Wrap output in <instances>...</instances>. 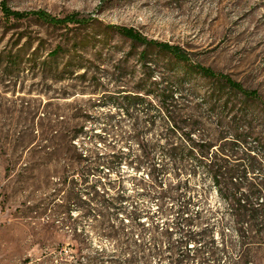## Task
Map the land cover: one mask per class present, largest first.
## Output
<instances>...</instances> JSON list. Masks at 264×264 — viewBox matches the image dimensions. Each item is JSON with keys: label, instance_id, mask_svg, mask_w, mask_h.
I'll list each match as a JSON object with an SVG mask.
<instances>
[{"label": "rangeland", "instance_id": "rangeland-1", "mask_svg": "<svg viewBox=\"0 0 264 264\" xmlns=\"http://www.w3.org/2000/svg\"><path fill=\"white\" fill-rule=\"evenodd\" d=\"M2 1L87 23L8 19ZM108 25L180 45L191 61L151 47L146 66V46ZM0 56V264H169L178 253L182 264H213L198 247L220 239L227 204L205 167L162 158L152 142L182 137L157 106L128 104H181L186 133L201 104H263L220 91L194 66L264 100V0H0ZM214 126L194 138L218 139ZM180 194L194 198L187 213Z\"/></svg>", "mask_w": 264, "mask_h": 264}, {"label": "trees", "instance_id": "trees-1", "mask_svg": "<svg viewBox=\"0 0 264 264\" xmlns=\"http://www.w3.org/2000/svg\"><path fill=\"white\" fill-rule=\"evenodd\" d=\"M2 9L8 19L19 20L36 16L56 26L87 23L79 14L54 17L42 10L30 13L12 10L5 1H2ZM108 27L133 42L146 46L141 52L142 62L146 66L148 48L151 47L169 53L182 62L191 61L186 50L180 45L149 39L134 27L120 25ZM55 52L57 55L59 48ZM194 67L205 78L216 81L220 85V91L229 89L236 94H242L249 101L263 104H201L204 112L195 114V119L189 124L192 126L189 133L178 125L177 110L181 104L128 105L146 106L147 110H150L149 106H157L162 118L182 137L181 144H177L172 138L163 139L162 136L152 142L158 147L162 158L171 161L185 160L188 163L197 162L199 166L205 167L219 198L227 204V211L218 219L222 229L220 239L212 235L209 240L200 242L202 244L198 249L202 253L199 256L201 263L256 264L257 252L264 251V124L261 130H257L256 122L259 117L254 105H260L264 109V100L258 90L247 88L229 74L201 64ZM209 124L213 126L215 124V129L211 130L219 132L218 139L204 138L207 137L205 134H200L198 139L194 138L193 133L197 127L202 130ZM180 195L184 199L181 211L187 213L188 208L194 203V198L189 194ZM197 214H201V211ZM228 220H231L232 230L227 227ZM205 230L207 236L212 233L210 224L206 225ZM186 248L192 251L191 247ZM171 249L174 250L175 247ZM174 257L169 254V264H182L185 259H189L185 254L183 259L179 253ZM129 261L134 264H150L148 260ZM161 261L162 259L157 264H163Z\"/></svg>", "mask_w": 264, "mask_h": 264}]
</instances>
